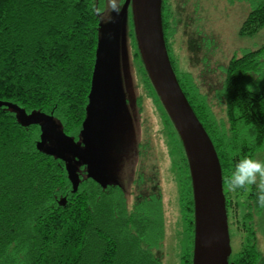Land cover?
<instances>
[{"label": "trees", "instance_id": "1", "mask_svg": "<svg viewBox=\"0 0 264 264\" xmlns=\"http://www.w3.org/2000/svg\"><path fill=\"white\" fill-rule=\"evenodd\" d=\"M242 1L251 12L240 34L252 37L264 29V0ZM93 2L0 0V103L14 104L27 114L54 116L75 141L80 140L87 115L102 25L90 10ZM162 9L173 68L221 163L229 222L233 214L248 235L244 250L231 256L230 264H258L262 254L256 234L264 209L256 203V188L232 192L225 180L245 157L264 161V47L234 57L225 68L220 85L225 120L219 121L192 74L179 72L170 41L173 14L166 0ZM130 27L137 46L132 21ZM135 57L146 93L157 97L138 47ZM122 109L123 116L109 131L106 149L112 137L127 131L128 104ZM165 122L173 127L182 153L180 205L191 242L183 259L193 264L195 204L190 170L179 135L169 117ZM40 141V126H25L14 111L0 107V264H162L152 251L165 234L157 172L139 171L130 208L121 183L110 182L103 188L88 177L85 166L79 168L80 186L75 192L66 163L47 152L50 144L39 150Z\"/></svg>", "mask_w": 264, "mask_h": 264}, {"label": "rangeland", "instance_id": "2", "mask_svg": "<svg viewBox=\"0 0 264 264\" xmlns=\"http://www.w3.org/2000/svg\"><path fill=\"white\" fill-rule=\"evenodd\" d=\"M168 2L173 14L170 18V41L177 68L179 72L192 74L201 92L208 95L217 120H225L220 91V85L225 79V68L234 57H241L247 52L264 47V29L252 37L240 34L251 12L246 1ZM123 3L124 0H121V6ZM130 28L128 24L126 36L120 43L123 92L120 90L119 94L125 100L120 95L116 99L119 115L125 111L122 105L128 104L127 131L111 138L109 150L106 149L107 142L105 143V151H109L111 156L109 158L107 152L108 173L125 188L131 208L136 197L135 184L139 171L144 169L146 173L157 172L156 185L163 196L165 234L162 243L152 251L162 264H185L183 257L190 249L191 242L180 205L182 180L179 168L182 153L181 150L178 152L180 145L173 127L165 122L166 116H169L167 113L165 115L166 111L159 97L157 96L158 100L155 93L147 94L145 91V78L135 57L137 46L129 35ZM151 92L153 93L152 90ZM114 126V122L109 121L106 140ZM235 220L232 214L229 222L232 228V258L244 250L248 238ZM257 231V247L262 254L259 264H264V221H258Z\"/></svg>", "mask_w": 264, "mask_h": 264}, {"label": "water", "instance_id": "3", "mask_svg": "<svg viewBox=\"0 0 264 264\" xmlns=\"http://www.w3.org/2000/svg\"><path fill=\"white\" fill-rule=\"evenodd\" d=\"M130 6L143 65L179 135L189 165L195 204L193 264H230L233 250L221 163L173 68L162 22L163 0H126L120 14L113 13L114 22L101 25L87 115L79 141L66 135L52 115L27 114L11 103H0V107L14 111L25 126H40L39 150L50 144L47 152L66 163L75 192L80 186L81 166H85L88 177L103 188L115 181L108 173L104 150L108 123L112 120L116 125L119 116L116 99L123 88L121 44L116 41V36L119 40L126 36L124 31L120 37V25L123 20L126 22Z\"/></svg>", "mask_w": 264, "mask_h": 264}, {"label": "clouds", "instance_id": "4", "mask_svg": "<svg viewBox=\"0 0 264 264\" xmlns=\"http://www.w3.org/2000/svg\"><path fill=\"white\" fill-rule=\"evenodd\" d=\"M91 12L101 23H113L115 16L121 12V0H94L91 5ZM249 87V91H251ZM225 184L232 192L237 189L248 190L251 186H255L257 200L256 203L264 209V161L245 157L235 164L234 171L225 180Z\"/></svg>", "mask_w": 264, "mask_h": 264}, {"label": "flooded vegetation", "instance_id": "5", "mask_svg": "<svg viewBox=\"0 0 264 264\" xmlns=\"http://www.w3.org/2000/svg\"><path fill=\"white\" fill-rule=\"evenodd\" d=\"M125 2H126V0H124V3ZM124 3H123V5H124ZM168 4H169V2H168V0H166V8L168 7ZM123 5L121 6V10H122ZM131 21H132V8L130 6L129 9H128L127 16H126V22H124V20H123L122 25H120V37L122 36V34L124 33V31L127 32V26H128V24H130ZM116 41L117 42L120 41V43H122V40L121 39L119 40L118 39V36H116ZM116 110H117V108H116ZM113 182H115V181H113ZM229 228H230V233H231V229L232 228H231V225L230 224H229ZM261 258H262V255H261ZM230 261H231V259H230ZM260 261H261V259H260Z\"/></svg>", "mask_w": 264, "mask_h": 264}, {"label": "bare ground", "instance_id": "6", "mask_svg": "<svg viewBox=\"0 0 264 264\" xmlns=\"http://www.w3.org/2000/svg\"><path fill=\"white\" fill-rule=\"evenodd\" d=\"M162 22H163V9H162ZM232 243V242H231ZM194 245H195V240H194ZM231 246H232V244H231ZM231 258V257H230ZM229 261H230V259H229Z\"/></svg>", "mask_w": 264, "mask_h": 264}]
</instances>
